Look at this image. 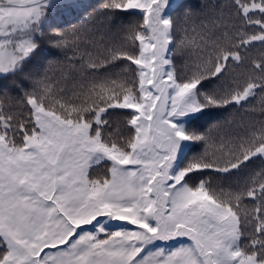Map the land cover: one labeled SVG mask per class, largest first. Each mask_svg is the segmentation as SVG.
I'll return each mask as SVG.
<instances>
[{
    "label": "snow or ice",
    "instance_id": "1",
    "mask_svg": "<svg viewBox=\"0 0 264 264\" xmlns=\"http://www.w3.org/2000/svg\"><path fill=\"white\" fill-rule=\"evenodd\" d=\"M227 8L0 0V264H264V104L197 127L264 94V0ZM44 38L59 78L33 64Z\"/></svg>",
    "mask_w": 264,
    "mask_h": 264
},
{
    "label": "trees",
    "instance_id": "2",
    "mask_svg": "<svg viewBox=\"0 0 264 264\" xmlns=\"http://www.w3.org/2000/svg\"><path fill=\"white\" fill-rule=\"evenodd\" d=\"M230 0H188V3L192 4L193 6L196 5H203L204 3H210L212 5H219L222 7L223 11L227 13L228 8L227 5L229 4ZM85 3L88 5H96L99 3V0H85ZM221 9L218 8L217 11L219 12ZM82 9L72 11V10H62L60 15L62 19L59 21L63 23L64 20L70 21L75 24L83 25V27L87 28L89 25L93 23L91 18L87 19L85 22L84 16L87 13L93 12L92 7L87 8V12L81 15ZM129 20L134 19V17H129ZM181 24L185 23V21L181 20ZM69 27L71 24L68 25ZM182 34V33H181ZM138 45V42H137ZM261 48L257 44L256 47H253L250 51V56L252 57H259L261 55ZM174 60L176 62V66L178 69H182L186 58H182L180 56H174ZM127 63V62H122ZM34 65H44L45 67L49 68V75L53 76L54 78H59L62 71L70 70L67 65L63 64V56L56 55V50L51 48L49 42L46 38L43 39L41 51L33 61ZM132 67H135L134 65ZM103 71V70H101ZM210 87H215V85H209ZM264 104V94H261L259 90H257V95L251 98L250 102L246 103L244 108L232 107L230 106L227 110L225 109H212L210 110L209 115L203 117L198 123L197 127L199 130L208 132L210 129V135L212 137H218L224 135L225 133H239L243 130V128L250 127L253 124H257L260 122L262 118L261 113V105ZM122 111V110H116ZM113 122L120 119V117L112 116L110 118ZM212 125H218L219 128H213ZM261 168L260 161H257L251 169L246 170L248 171H259ZM215 174H208L205 176V179H213L214 180ZM197 180L194 178L193 181L190 183H195ZM219 183L224 184L227 186V183H235V178L232 181L227 183L220 181ZM167 248V246H165Z\"/></svg>",
    "mask_w": 264,
    "mask_h": 264
},
{
    "label": "rangeland",
    "instance_id": "3",
    "mask_svg": "<svg viewBox=\"0 0 264 264\" xmlns=\"http://www.w3.org/2000/svg\"><path fill=\"white\" fill-rule=\"evenodd\" d=\"M138 43H139V42H138ZM170 244H171L172 247H176V246H178V244H176V242H170ZM162 246H163V244H162ZM166 246H168V245H166Z\"/></svg>",
    "mask_w": 264,
    "mask_h": 264
}]
</instances>
